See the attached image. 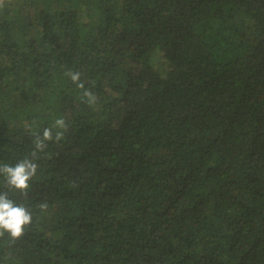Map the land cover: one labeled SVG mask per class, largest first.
Returning a JSON list of instances; mask_svg holds the SVG:
<instances>
[{"label":"trees","instance_id":"1","mask_svg":"<svg viewBox=\"0 0 264 264\" xmlns=\"http://www.w3.org/2000/svg\"><path fill=\"white\" fill-rule=\"evenodd\" d=\"M25 158L0 264H264V0H0V165Z\"/></svg>","mask_w":264,"mask_h":264},{"label":"clouds","instance_id":"2","mask_svg":"<svg viewBox=\"0 0 264 264\" xmlns=\"http://www.w3.org/2000/svg\"><path fill=\"white\" fill-rule=\"evenodd\" d=\"M68 75L78 88H84V83L80 81L81 74L79 72H70ZM83 95L87 98L88 103H95L96 97L92 92L85 91ZM54 126L64 131L68 127L62 117L56 119ZM62 137L63 131H57L55 140L59 141ZM52 140V129L45 128L42 136L38 135L34 140L35 151L31 154L32 157H35L37 152H42L47 146L46 142ZM37 167L38 165L34 159L25 158L19 160L15 165H0V176H3L6 185L10 189L27 196L30 181L36 175ZM47 207L48 205L43 202L39 205L42 211L46 210ZM32 218V213L26 207L16 204L15 201L8 197L7 192H0V237L7 233L13 242L16 241L25 234V228L31 224Z\"/></svg>","mask_w":264,"mask_h":264},{"label":"rangeland","instance_id":"3","mask_svg":"<svg viewBox=\"0 0 264 264\" xmlns=\"http://www.w3.org/2000/svg\"><path fill=\"white\" fill-rule=\"evenodd\" d=\"M155 67L156 68H165L166 67V64H165L163 58L161 57V54H158L156 57Z\"/></svg>","mask_w":264,"mask_h":264}]
</instances>
